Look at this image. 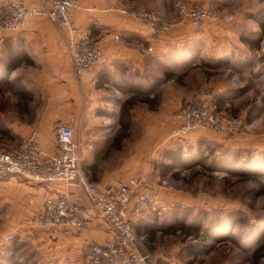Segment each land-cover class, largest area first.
Returning a JSON list of instances; mask_svg holds the SVG:
<instances>
[{
	"label": "crops",
	"instance_id": "0c3cea01",
	"mask_svg": "<svg viewBox=\"0 0 264 264\" xmlns=\"http://www.w3.org/2000/svg\"><path fill=\"white\" fill-rule=\"evenodd\" d=\"M172 1L78 0L73 22L89 28L103 50L102 60L89 76L75 73L65 36L48 17H28L19 31L0 29V57H5V46L23 54L14 68L3 69V74L9 73V79L15 76L24 90L23 95L7 98L21 107L16 113L0 102V126L9 130V141H18L9 144L5 140L7 146L20 144L33 133L46 154L54 153L55 124L68 122L75 128V138L87 149L80 165L91 182L119 185L140 170L143 178L137 190L157 192L163 205L177 201L175 193L165 192L166 188L156 184V174L148 180L146 175V170L158 171L157 163L165 149L162 143L170 140L169 128L179 122L182 105L178 96L171 95L170 100L169 94L161 91L160 83H169L176 75L167 73L166 77L158 66L168 70L174 59L185 56L195 60L199 52H195L194 42L206 40L208 26L179 16ZM242 1L243 10L252 9L249 0ZM110 5L152 9L171 24L156 32L146 21ZM196 75L199 81L205 79L202 73ZM63 193L86 208L89 220L84 229L65 224L35 227L28 221L45 196ZM98 212L76 184L67 187L62 181L41 182L18 176L1 180L0 257L6 252V236L12 233L25 243H18L13 250L30 248L36 253L33 264H80L85 244L103 242L111 235L110 224ZM146 224L141 232L148 237L152 231ZM146 264L151 263L148 260Z\"/></svg>",
	"mask_w": 264,
	"mask_h": 264
},
{
	"label": "rangeland",
	"instance_id": "374dc122",
	"mask_svg": "<svg viewBox=\"0 0 264 264\" xmlns=\"http://www.w3.org/2000/svg\"><path fill=\"white\" fill-rule=\"evenodd\" d=\"M6 1L0 3V18ZM212 1L219 10L234 11L233 18L196 23L208 26L206 40L194 42L197 58L174 59L168 70L159 65L164 76L176 75L173 81L160 83L161 91L169 94L165 97L170 100L171 95L180 98L178 115L187 110L197 94L206 93L211 99V111L233 120L237 129L230 133L195 128L173 137L171 129L180 120L170 126V140L163 142L162 147L181 146L189 166L166 173L160 167L156 172L146 170L147 180L156 174V184L162 186V180H167L172 189L165 192L177 196V201L167 203L154 215H149L154 212L149 211L133 220L140 238L137 246L142 249L145 262L149 260L151 264H264V0H249L250 10H243L242 0ZM26 2L37 4V0ZM235 9L240 11L236 13ZM36 16L45 15H33ZM0 29L7 30L2 26ZM2 59L1 56L0 64L4 65ZM198 73L204 74L205 79L197 80ZM8 77L9 82L0 85V102L16 113L19 107L7 98L15 96L17 78ZM136 126L140 135L142 127L139 123ZM5 140L9 141L8 137L0 139V148L7 146ZM17 142L10 139L9 144ZM161 161L166 160L160 157ZM230 212H238L241 217L232 226L226 219ZM218 222L225 223L231 236L220 242L204 238L207 232H215ZM145 223L152 231L148 237L141 232ZM6 241L0 264H11L13 257L20 264H33L36 253L30 248L13 250L18 243H24L19 236L6 237Z\"/></svg>",
	"mask_w": 264,
	"mask_h": 264
},
{
	"label": "built area",
	"instance_id": "2783aa9c",
	"mask_svg": "<svg viewBox=\"0 0 264 264\" xmlns=\"http://www.w3.org/2000/svg\"><path fill=\"white\" fill-rule=\"evenodd\" d=\"M78 0H37L28 4L25 0H7L3 4L4 15L0 26L7 30H21L25 20L33 15H45L65 36L71 65L79 76H89L93 67L103 58V50L87 27L76 26L72 10ZM174 7L179 16L192 22L207 20H230L234 11L219 10L212 0L187 3L175 0ZM146 21L154 31L168 28L171 21L164 20L152 9L134 10L110 5ZM240 9H235L239 12ZM119 36L115 35V39ZM263 50V47H261ZM208 94H197L187 110L180 116V122L172 127L171 135L181 137L195 128H212L233 133L237 123L222 113L211 111ZM213 110V109H212ZM214 111V110H213ZM57 149L46 154L35 134L23 138L20 144L0 148V181L18 176L41 182L62 181L67 187L79 186L99 211V216L110 224L112 232L103 242L85 244L80 264H146L145 256L138 250L139 236L134 229V218L149 211L159 212L164 206L159 194L148 189H139L143 174L137 171L129 181L119 185H100L91 182L81 168V160L86 152L85 145L75 138V128L68 122H57L54 127ZM162 186L172 189L167 180ZM89 215L83 206L69 198L68 193L45 196L40 209L28 221L35 227L71 225L77 230L84 229ZM7 239H12L9 233Z\"/></svg>",
	"mask_w": 264,
	"mask_h": 264
},
{
	"label": "trees",
	"instance_id": "16d2710c",
	"mask_svg": "<svg viewBox=\"0 0 264 264\" xmlns=\"http://www.w3.org/2000/svg\"><path fill=\"white\" fill-rule=\"evenodd\" d=\"M9 45V44H8ZM7 51L5 54V57L2 59V61L4 62V65L0 64V85L2 83H7L9 82L7 78V75L2 73L1 70V65H2V69H6V70H10L12 68L15 67L16 63H18L19 60L22 59L23 54L17 53L15 51H13L11 49L10 46H5ZM18 82H15L16 86V94L17 95H23L24 94V90L22 88V86H18L17 84ZM3 91V88L0 87V95ZM19 108L21 109V107L19 106ZM251 117L248 118V120H250ZM0 139H4L7 137H12V135H10L9 130L4 129L3 127L0 126ZM119 140L117 138H115L114 143H116L118 145ZM162 158H165L166 161H161L157 163V167H160L161 171L166 173L169 171H173L174 168L177 167H188L189 166V161L188 159L185 157V151L182 149L181 146H178L176 148H167L164 149L162 152ZM193 157V155H191L189 157V159ZM237 173H239V170L236 171ZM174 174V173H173ZM175 175V174H174ZM226 219L228 220V225L232 226L235 222H238L241 217L240 214L238 212H230L227 213ZM225 224V223H224ZM224 224H220L218 222V224L215 226V232L212 233H206V235H204L203 237L206 239H210L213 240L214 242H220L223 241L227 238H229L232 234V232L227 229ZM11 260V258H10ZM11 264H20L17 261H13L11 260Z\"/></svg>",
	"mask_w": 264,
	"mask_h": 264
}]
</instances>
